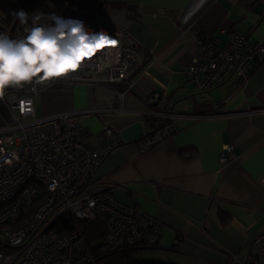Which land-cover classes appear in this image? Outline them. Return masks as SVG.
Here are the masks:
<instances>
[{"label":"crops","instance_id":"1","mask_svg":"<svg viewBox=\"0 0 264 264\" xmlns=\"http://www.w3.org/2000/svg\"><path fill=\"white\" fill-rule=\"evenodd\" d=\"M25 1L0 0V33L16 39L19 20L13 14L23 11ZM66 1L34 0L24 12L57 16ZM88 1L130 40L139 41L144 67L119 102L117 87L49 86L34 96L35 116L27 121L70 113L85 130L86 146L102 157L89 191L109 194L163 224L158 247L141 250L139 260L228 264L230 255H254V240L264 233V57L243 87L233 76L201 92L187 70L199 36H216L223 46L237 31L264 47V0L128 2L138 5V18L115 8V0ZM154 93L165 103L151 104ZM160 110L174 115L168 122L175 132L142 152L144 135L165 123L151 116ZM10 121L0 96V127ZM106 127L115 131L109 139L102 136ZM227 145L234 153L221 164Z\"/></svg>","mask_w":264,"mask_h":264},{"label":"built area","instance_id":"2","mask_svg":"<svg viewBox=\"0 0 264 264\" xmlns=\"http://www.w3.org/2000/svg\"><path fill=\"white\" fill-rule=\"evenodd\" d=\"M57 16L83 21L94 33L103 30L115 43L106 44L80 61L75 70L54 79L0 88L11 113L10 123L0 127V227H4L0 240L16 249L14 253L0 252V264H93L95 256L86 244L80 222L99 220L104 224V253L134 247L154 249L164 229L159 220L136 207L119 203L109 194L89 191L102 157L86 146L85 130L71 120L70 113L27 121L35 116L34 96L49 86L121 85L129 91L132 79L145 65L139 41L130 40L124 30L115 28L94 2L66 1ZM32 24L29 19L27 27ZM25 29L19 21L15 38L26 36ZM262 57L263 45L250 43L240 32L229 33L223 46L216 36H199L187 70L190 83L205 92L235 76L243 87ZM117 93L119 102L123 92ZM149 102L165 103L159 93ZM151 116L165 123L144 135L142 152L175 132V125L168 122L174 116L171 112L160 110ZM114 134L110 127L102 131L107 139ZM233 153V145L225 146L220 163L229 162ZM254 247V255L244 259L230 255L228 264H264V233L257 235Z\"/></svg>","mask_w":264,"mask_h":264},{"label":"clouds","instance_id":"3","mask_svg":"<svg viewBox=\"0 0 264 264\" xmlns=\"http://www.w3.org/2000/svg\"><path fill=\"white\" fill-rule=\"evenodd\" d=\"M13 16L26 26L27 35L12 39L0 33V88L59 77L113 40L103 30L94 33L83 21L66 20L54 13L29 17L21 10ZM29 19L33 22L30 28Z\"/></svg>","mask_w":264,"mask_h":264},{"label":"trees","instance_id":"4","mask_svg":"<svg viewBox=\"0 0 264 264\" xmlns=\"http://www.w3.org/2000/svg\"><path fill=\"white\" fill-rule=\"evenodd\" d=\"M34 0H26L25 5L23 7V11H28V7L32 4ZM114 7L123 9L125 8L131 17L138 18L140 15L138 14V5L128 3L133 0H115ZM97 3L101 1L96 0ZM103 4H107L106 1ZM118 92H124L126 87L117 86ZM34 209V208H33ZM82 227V232L84 234V238L88 248L92 251L95 256V261L93 264H172L168 262L155 261V260H139L138 254L141 250H145L144 248H128L112 253H104V238L106 234V229L104 224L99 221H91V222H80ZM17 225H12V228ZM4 227H0V231H2ZM16 249L9 247L4 244L3 241L0 240V252L8 254L15 252Z\"/></svg>","mask_w":264,"mask_h":264},{"label":"rangeland","instance_id":"5","mask_svg":"<svg viewBox=\"0 0 264 264\" xmlns=\"http://www.w3.org/2000/svg\"><path fill=\"white\" fill-rule=\"evenodd\" d=\"M26 132H27V133H30V132H31V129H27Z\"/></svg>","mask_w":264,"mask_h":264},{"label":"snow or ice","instance_id":"6","mask_svg":"<svg viewBox=\"0 0 264 264\" xmlns=\"http://www.w3.org/2000/svg\"><path fill=\"white\" fill-rule=\"evenodd\" d=\"M108 43H115V41H114V40H112V41H109Z\"/></svg>","mask_w":264,"mask_h":264}]
</instances>
